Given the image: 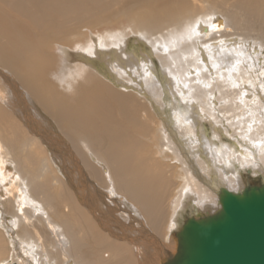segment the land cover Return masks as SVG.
I'll use <instances>...</instances> for the list:
<instances>
[{
  "label": "bare ground",
  "instance_id": "1",
  "mask_svg": "<svg viewBox=\"0 0 264 264\" xmlns=\"http://www.w3.org/2000/svg\"><path fill=\"white\" fill-rule=\"evenodd\" d=\"M241 169L264 0H0V264H160Z\"/></svg>",
  "mask_w": 264,
  "mask_h": 264
},
{
  "label": "water",
  "instance_id": "2",
  "mask_svg": "<svg viewBox=\"0 0 264 264\" xmlns=\"http://www.w3.org/2000/svg\"><path fill=\"white\" fill-rule=\"evenodd\" d=\"M218 196L220 208L188 218L160 264H264V182Z\"/></svg>",
  "mask_w": 264,
  "mask_h": 264
},
{
  "label": "rangeland",
  "instance_id": "3",
  "mask_svg": "<svg viewBox=\"0 0 264 264\" xmlns=\"http://www.w3.org/2000/svg\"><path fill=\"white\" fill-rule=\"evenodd\" d=\"M135 38L133 37V41H132V39H131V49L132 50H137L139 53L140 52H142V51H148V50H150V49H148L149 48V46L148 45H146L145 44V50H142L141 48H142V46L140 45L139 46V43H137L135 40H134ZM243 41L245 40V39H242ZM242 40H240L241 42H239V43H243L242 42ZM251 40V39H250ZM134 42V43H133ZM246 44H248L247 42H245V43H243L241 46H244V45H246ZM243 57H246V58H248L247 56H243ZM209 57H207V59H208ZM158 61V60H157ZM242 62H246L245 61V59L244 58H242ZM155 63H156V70H157V72L159 73V76H160V74H161V71H160V67H159V63L158 62H156V58H155ZM158 63V64H157ZM203 124H204V127H205V129L208 131V132H210V126H209V124L207 123V122H203ZM223 142H227L228 140H229V138L228 137H226V136H224L223 135ZM241 172H242V176H243V181H244V183H245V185H258V184H260V183H262V182H264V176H263V174L262 173H256V174H252V172L250 171V170H242L241 169ZM188 213H184V217L185 218H190L191 217V215H187ZM188 216V217H187Z\"/></svg>",
  "mask_w": 264,
  "mask_h": 264
}]
</instances>
